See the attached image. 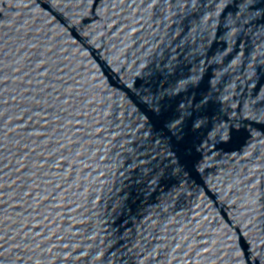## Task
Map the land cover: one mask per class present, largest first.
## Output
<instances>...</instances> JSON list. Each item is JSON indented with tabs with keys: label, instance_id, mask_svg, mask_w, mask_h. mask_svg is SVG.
Instances as JSON below:
<instances>
[{
	"label": "water",
	"instance_id": "obj_1",
	"mask_svg": "<svg viewBox=\"0 0 264 264\" xmlns=\"http://www.w3.org/2000/svg\"><path fill=\"white\" fill-rule=\"evenodd\" d=\"M0 264H264V0H0Z\"/></svg>",
	"mask_w": 264,
	"mask_h": 264
}]
</instances>
